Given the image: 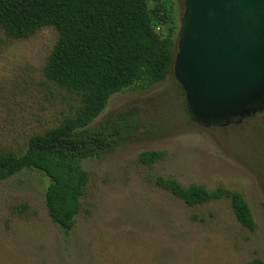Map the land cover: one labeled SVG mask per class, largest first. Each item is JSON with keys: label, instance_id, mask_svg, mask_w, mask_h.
I'll return each mask as SVG.
<instances>
[{"label": "rangeland", "instance_id": "obj_1", "mask_svg": "<svg viewBox=\"0 0 264 264\" xmlns=\"http://www.w3.org/2000/svg\"><path fill=\"white\" fill-rule=\"evenodd\" d=\"M180 25L184 0H171ZM58 39L45 27L27 39L0 30V152H20L29 138L56 126L77 105L75 95L46 77ZM130 111L138 126L117 148L83 166L90 181L75 227L66 232L46 205L50 179L25 170L0 181V264H246L264 259V112L242 123L205 127L192 122L171 72L147 90L112 95L93 122ZM146 150L164 159L139 161ZM154 173L184 184L224 185L248 200L257 228L236 219L230 201L189 206L156 186ZM27 204L21 212L19 206Z\"/></svg>", "mask_w": 264, "mask_h": 264}, {"label": "trees", "instance_id": "obj_2", "mask_svg": "<svg viewBox=\"0 0 264 264\" xmlns=\"http://www.w3.org/2000/svg\"><path fill=\"white\" fill-rule=\"evenodd\" d=\"M45 27L58 32L44 68L46 77L74 94L77 105L56 126L33 134L22 151H1L0 181L25 170L41 171L50 179L45 198L49 214L69 232L90 181L83 161L104 157L138 126L135 115L126 110L93 122L113 94L147 90L168 77L180 25L171 0H0V30L8 39H27ZM165 156L164 150H146L139 161L153 165ZM150 180L189 206L229 200L237 221L251 231L257 228L239 190L184 184L160 173ZM26 208L19 206L21 212ZM246 264H264V259L255 257Z\"/></svg>", "mask_w": 264, "mask_h": 264}, {"label": "water", "instance_id": "obj_3", "mask_svg": "<svg viewBox=\"0 0 264 264\" xmlns=\"http://www.w3.org/2000/svg\"><path fill=\"white\" fill-rule=\"evenodd\" d=\"M171 72L192 122L239 123L264 112V0H184Z\"/></svg>", "mask_w": 264, "mask_h": 264}, {"label": "flooded vegetation", "instance_id": "obj_4", "mask_svg": "<svg viewBox=\"0 0 264 264\" xmlns=\"http://www.w3.org/2000/svg\"><path fill=\"white\" fill-rule=\"evenodd\" d=\"M251 117V116H250ZM247 118H249V117H246V118H244L241 122H239V123H242V122H244V120H246ZM232 124H234V123H232ZM231 125V124H230ZM227 126H229V125H227ZM211 127H213V126H211ZM221 127H226V126H221Z\"/></svg>", "mask_w": 264, "mask_h": 264}]
</instances>
